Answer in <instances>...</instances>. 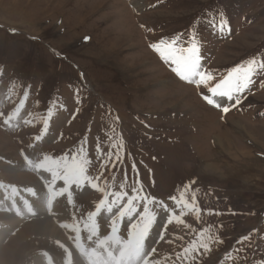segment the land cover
Listing matches in <instances>:
<instances>
[{
    "label": "rangeland",
    "instance_id": "rangeland-1",
    "mask_svg": "<svg viewBox=\"0 0 264 264\" xmlns=\"http://www.w3.org/2000/svg\"><path fill=\"white\" fill-rule=\"evenodd\" d=\"M162 39L197 44L216 82L251 64L254 83L224 113L161 60L150 45ZM0 99V201L26 192L30 207L0 238V264H77L146 242L140 264L264 262V0H0ZM133 188L132 207L156 215L144 238ZM182 193L189 208L170 199ZM10 212L0 206V224ZM44 218L58 231L37 233ZM192 241L209 249L185 255Z\"/></svg>",
    "mask_w": 264,
    "mask_h": 264
},
{
    "label": "snow or ice",
    "instance_id": "snow-or-ice-1",
    "mask_svg": "<svg viewBox=\"0 0 264 264\" xmlns=\"http://www.w3.org/2000/svg\"><path fill=\"white\" fill-rule=\"evenodd\" d=\"M221 30L224 28V22L221 21L220 24ZM87 40L88 38L85 37ZM179 43L178 40H173L171 43H165V41L159 40L153 42L150 46L160 55V58L163 62L168 63L171 66V70L176 74L178 78L181 80L188 81L190 83H194L197 87L202 89L200 95L201 98L209 105H214L217 108H221L224 113L229 111V107L222 106V104L216 98H223L226 101H232L235 99V105H239L241 100L239 98V93L244 90L250 88V86L254 83L253 77L255 75V71L251 67V64L243 72L240 74L239 66L234 68L232 72H230L227 76L221 78L218 82L215 81L211 72H206L203 69L202 65V56L200 55L199 46L195 43H191L190 46L187 47H177L176 45ZM236 73V75H233ZM233 105V106H235ZM48 122L47 120L44 122V129L47 130ZM120 145H114V149H118ZM97 151H100V146L97 145ZM79 154H77L78 156ZM73 163H77L76 158H72ZM88 162H91L90 157H86ZM121 157L118 151H112L109 153L108 160L105 163H113V167L115 164L119 163ZM114 161V162H113ZM79 163H83V161H79ZM133 171L135 172V166H133ZM123 187V186H121ZM139 190L136 188L132 189V197L129 200L130 204V212H133L134 215H140V221L133 225V227L137 230L140 237H145L156 220V215L154 212H150L148 204L144 203L143 210L138 211L132 207L134 202L137 199L136 193ZM187 191V187L185 188V192ZM128 193L125 192V198L128 197ZM142 201H146L148 198L140 197ZM170 199L177 204L178 206H183L184 208H189L190 202L186 199L185 195L182 193L180 197L171 196ZM195 196L192 197V201H195ZM153 202H155V198H152ZM161 206L167 210V205L160 202ZM193 211H199L195 208V205H192ZM184 213H181L183 216ZM172 216L170 215L168 222H172ZM177 222L183 223V220L177 217ZM211 237H209V240ZM241 241L247 240L248 237H241ZM222 242V241H221ZM200 249L208 250L209 243L206 241H202L197 243L196 241L190 242V244L182 249V252L187 255L189 251L197 252ZM142 250V246H141ZM264 264V262H262Z\"/></svg>",
    "mask_w": 264,
    "mask_h": 264
},
{
    "label": "bare ground",
    "instance_id": "bare-ground-1",
    "mask_svg": "<svg viewBox=\"0 0 264 264\" xmlns=\"http://www.w3.org/2000/svg\"><path fill=\"white\" fill-rule=\"evenodd\" d=\"M224 51V50H223ZM223 55V54H222ZM139 57V56H138ZM218 101H224V99L223 98H216ZM2 103V101H1V99H0V104ZM244 128H246V127H244ZM228 129H229V127H228ZM247 130V129H246ZM224 139V138H223ZM68 143V142H67ZM242 154V153H241ZM7 168V167H6ZM10 169V168H9ZM202 171V170H201ZM11 172V171H10ZM20 174V173H19ZM9 175V174H8ZM54 175V173H51V174H47V177H50V176H53ZM12 176V175H11ZM24 176V175H23ZM80 181V180H79ZM82 183V182H81ZM80 183V184H81ZM85 187V186H84ZM57 195V194H56ZM41 196V195H40ZM23 197H25L24 195H23ZM27 198V197H26ZM29 199H31L32 201H35L36 199L34 198V197H29ZM70 199V198H69ZM8 200V199H7ZM25 200V199H24ZM61 200H64V199H61ZM49 202V201H48ZM53 203H54V201H53ZM63 203V202H62ZM61 202H60V200L59 201H57V203H56V208H58V207H63V204H62ZM24 204V203H23ZM38 204L40 205V207L41 208H43V200L41 199V200H39L38 201ZM13 205H15L13 202H8L7 203V206L10 208V207H12ZM27 205V204H26ZM30 205H32V204H30ZM47 205V204H46ZM32 207V206H31ZM18 208H19V206H16V209H17V215L15 216V219H17V220H14V218H12L11 216H7V217H5V219H7L8 220V222L7 223H3V224H0V238L2 237V236H4V234H6L7 232H9V230L8 229H11L12 231L15 229V224H21L22 223V221H23V218H24V215L22 214V211L25 209V210H27V209H29L30 207L28 206V207H26V208H22V209H19V211H18ZM38 210V209H37ZM44 210V209H43ZM65 210V208L62 210V211H64ZM40 211V210H39ZM42 211V210H41ZM37 212V211H36ZM66 212H68V211H66ZM46 213V212H45ZM43 215V214H42ZM67 215V214H66ZM4 218V217H3ZM42 218V217H41ZM66 218V217H65ZM37 228H36V230H37V233H39V234H51V233H55V232H57L58 230H57V228H56V226L52 223V221H50V219H43V220H39V221H37ZM4 224H6L4 227H3V225ZM9 234V233H8ZM49 234V235H50ZM43 236V235H42ZM152 239H154L153 237L155 236V233H153L152 235ZM144 238V237H143ZM148 241H150V237H149V239H148ZM152 241V240H151ZM0 242H1V240H0ZM41 242V241H40ZM134 243V242H133ZM132 243V244H133ZM2 244V243H1ZM134 245V244H133ZM132 245V246H133ZM150 245V242H146V243H144L143 245H141L142 246V250H141V246H140V248H123V249H121L120 248V252L118 251V252H116V251H113V252H107V254H104V256L102 257V258H100L101 260H99L100 261V263H102V264H118V263H121V264H136L137 262H139V261H144V259H146V258H148V246ZM118 247V246H117ZM126 247V246H125ZM99 249V248H98ZM116 249V248H115ZM86 250V249H85ZM91 250V249H90ZM112 250V249H111ZM150 252V251H149ZM77 257H78V255H77ZM76 257V258H77ZM82 257V256H81ZM150 259V258H149ZM3 260H1V262H2ZM164 262V261H163ZM165 263V262H164ZM37 264H41V262H40V260L37 262ZM43 264V263H42ZM78 264H85L83 261H82V259L81 258H78Z\"/></svg>",
    "mask_w": 264,
    "mask_h": 264
}]
</instances>
